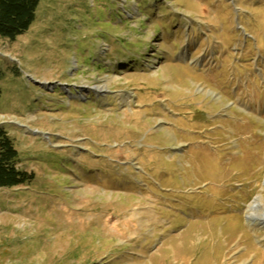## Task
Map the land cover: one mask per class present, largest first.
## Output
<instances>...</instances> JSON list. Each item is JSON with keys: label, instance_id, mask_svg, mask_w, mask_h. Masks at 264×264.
<instances>
[{"label": "rangeland", "instance_id": "obj_1", "mask_svg": "<svg viewBox=\"0 0 264 264\" xmlns=\"http://www.w3.org/2000/svg\"><path fill=\"white\" fill-rule=\"evenodd\" d=\"M0 86V264H264V0H41Z\"/></svg>", "mask_w": 264, "mask_h": 264}, {"label": "trees", "instance_id": "obj_2", "mask_svg": "<svg viewBox=\"0 0 264 264\" xmlns=\"http://www.w3.org/2000/svg\"><path fill=\"white\" fill-rule=\"evenodd\" d=\"M41 0H0V43L15 41L26 32L36 18ZM2 88L0 86V98ZM20 152L7 130L0 127V188L29 185L35 173L18 168Z\"/></svg>", "mask_w": 264, "mask_h": 264}, {"label": "bare ground", "instance_id": "obj_3", "mask_svg": "<svg viewBox=\"0 0 264 264\" xmlns=\"http://www.w3.org/2000/svg\"><path fill=\"white\" fill-rule=\"evenodd\" d=\"M49 84H52L50 87L53 88L55 85H53V82L48 81ZM46 82V83H48ZM48 139V137H46ZM254 202H257V200H255ZM248 215L250 218L254 219V220H264V216L263 213L260 212L257 208V205L253 204L248 208Z\"/></svg>", "mask_w": 264, "mask_h": 264}]
</instances>
